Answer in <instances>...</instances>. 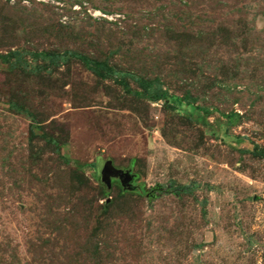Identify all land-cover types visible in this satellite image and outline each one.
Wrapping results in <instances>:
<instances>
[{
  "label": "rangeland",
  "instance_id": "rangeland-1",
  "mask_svg": "<svg viewBox=\"0 0 264 264\" xmlns=\"http://www.w3.org/2000/svg\"><path fill=\"white\" fill-rule=\"evenodd\" d=\"M0 264H264V0H0Z\"/></svg>",
  "mask_w": 264,
  "mask_h": 264
},
{
  "label": "water",
  "instance_id": "water-1",
  "mask_svg": "<svg viewBox=\"0 0 264 264\" xmlns=\"http://www.w3.org/2000/svg\"><path fill=\"white\" fill-rule=\"evenodd\" d=\"M98 171L101 174L102 181L107 187L111 189L113 179H118L125 190H133V180L135 175L132 173L131 168H118L111 160H100L98 163Z\"/></svg>",
  "mask_w": 264,
  "mask_h": 264
}]
</instances>
